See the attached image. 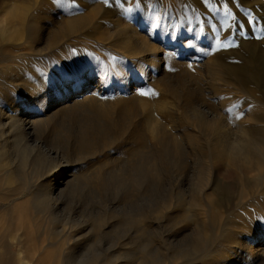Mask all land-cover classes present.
<instances>
[{
  "label": "rangeland",
  "instance_id": "obj_1",
  "mask_svg": "<svg viewBox=\"0 0 264 264\" xmlns=\"http://www.w3.org/2000/svg\"><path fill=\"white\" fill-rule=\"evenodd\" d=\"M19 1L20 6L31 3ZM94 1L99 4L105 0H64V4L85 11ZM107 1L120 5L116 8L121 25H135L160 50L158 57L169 70L161 78L177 86L179 110L175 98L162 87L150 83L142 86L150 103L162 101L165 105V113L158 114L157 126L167 142L168 173L155 176L151 182L144 179L143 183L141 178L139 185L120 176L124 162L143 163L145 146L155 147L156 155H160L161 146L153 140L151 144L142 139L121 140L119 113L102 128L87 113L63 117L58 121V131L43 129L39 139L58 147L60 159L71 161L76 181L71 180L68 197L56 210L55 222L36 212L28 197L17 202L16 210L12 206L0 209V255L17 250L11 246V238L17 237V248L22 246L24 254L42 261L39 264H208L207 260L248 224L254 223L253 230L248 227L251 232L264 229V160L255 159L254 166H249L221 155L212 132L203 124L216 119L231 142L239 141L244 131L264 142V0ZM70 7H59L53 13L37 10L33 22L55 23L54 14L60 21L69 16ZM8 19L9 15L0 10V23L8 24ZM15 22L23 21L18 18ZM4 51L7 49L0 43V53ZM38 59L32 58V63ZM128 62L120 59L122 65ZM208 64L221 69L222 74L215 76ZM228 64L233 71L226 70ZM99 65L107 72V80L119 72L113 54H105ZM186 65L194 66L192 73ZM138 109L136 124L143 134ZM84 122H90L94 129H105V135H114H109L103 146L94 145L87 158L73 152V133ZM132 149L136 151L134 157L129 151ZM160 165L158 158L156 167ZM147 185L157 189V200L164 196L178 200L148 221L153 242L140 257L133 254L134 242L137 237L140 243L137 241L136 246L143 247L146 237L141 230L146 224L138 222L135 215L146 207ZM63 187L60 184L59 188ZM14 198L7 197L5 202ZM185 213L193 220L175 228L173 222ZM199 227L204 228L208 240L206 256H176L174 251L195 238Z\"/></svg>",
  "mask_w": 264,
  "mask_h": 264
},
{
  "label": "bare ground",
  "instance_id": "obj_2",
  "mask_svg": "<svg viewBox=\"0 0 264 264\" xmlns=\"http://www.w3.org/2000/svg\"><path fill=\"white\" fill-rule=\"evenodd\" d=\"M19 3V0H0V10H3V15H9L8 24L4 21L0 23V36H3L0 43L7 49L0 53V187L7 197H15L5 202L7 197L0 190V209L12 206L16 210L17 202L28 197L27 201L36 212L56 221V210L69 193L71 180L76 181V173L71 161L60 159L58 147L40 140L39 134L47 128L51 132L58 131L59 119L67 116L72 118L87 113L102 128L119 113L121 140L142 139L149 144L153 140L161 146L160 155L155 154V147L145 146L143 163L138 166L124 162L120 176L133 179L139 185L141 178L143 183L144 179L151 182L155 176L168 173L167 142L164 131L157 126L158 114L165 113V105L162 101L150 103L142 86L150 83L149 86L162 87L164 92L175 98V107L179 110L175 97L177 86L161 78V75H168L169 70L158 57L160 50L151 45L135 25L120 24L116 8L118 2L103 1L98 4L94 1L85 11L64 4V0H31L25 6ZM65 5L72 10L62 20L58 21L54 14L55 23L33 22L37 10H51L53 13ZM18 18L23 22L16 23ZM75 43L78 45L74 46ZM107 53L114 55L119 68V72L115 73L117 76L109 80L104 78L107 72L99 68ZM36 57L39 59L32 63V58ZM120 59L131 62L122 65ZM218 64L217 61L214 65ZM208 65L215 76L222 74L221 69ZM225 67L227 71L234 70L229 64ZM186 69L192 73L194 66L186 65ZM137 108L141 110L143 134L136 124L139 116ZM90 122H84L86 125L73 133V152L76 156L87 158L94 145L101 147L109 135L114 137L112 134L105 135V129H94ZM217 122L211 118L203 124L212 132L221 155L249 166H254L255 159L264 160V142L258 141L249 131H244L236 143L231 142L228 132ZM129 151L131 157L136 156L134 149ZM158 158L161 162L159 168L156 167ZM65 175L67 178L62 180ZM60 184L65 187L60 189ZM155 190L154 185H147L149 198L146 207L135 215L138 222L146 224V229L141 230L146 237L143 247L141 244L136 246L137 241L140 243L137 237L134 242L135 256H145L153 242L151 222H148L151 217L163 214L168 205L175 206L178 200L167 196L157 200L154 198ZM192 220L193 216L185 213L173 225L175 228L185 227ZM248 227L253 230L254 223L252 226L248 224L246 230L234 233L226 247L217 250L207 263L264 264V229L251 232ZM138 235L141 236L140 230ZM195 235L174 251L176 256H206L208 240L204 228L199 227ZM11 239V246H16L17 250L3 252L0 264L42 262L24 254L22 246L17 248V237ZM4 249L6 251L7 248Z\"/></svg>",
  "mask_w": 264,
  "mask_h": 264
},
{
  "label": "snow or ice",
  "instance_id": "obj_3",
  "mask_svg": "<svg viewBox=\"0 0 264 264\" xmlns=\"http://www.w3.org/2000/svg\"><path fill=\"white\" fill-rule=\"evenodd\" d=\"M105 2L107 3V0H105ZM143 94V93H142Z\"/></svg>",
  "mask_w": 264,
  "mask_h": 264
}]
</instances>
